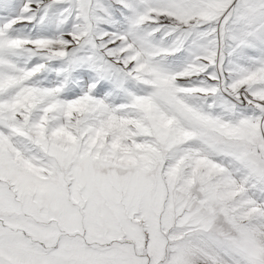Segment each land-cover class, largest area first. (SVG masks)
<instances>
[{"label":"snow or ice","instance_id":"snow-or-ice-1","mask_svg":"<svg viewBox=\"0 0 264 264\" xmlns=\"http://www.w3.org/2000/svg\"><path fill=\"white\" fill-rule=\"evenodd\" d=\"M0 264H264V0H0Z\"/></svg>","mask_w":264,"mask_h":264}]
</instances>
